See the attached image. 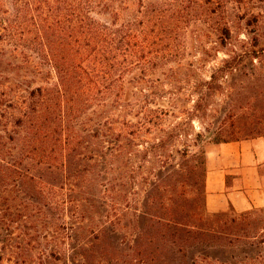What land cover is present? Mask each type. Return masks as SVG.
<instances>
[{
  "label": "trees",
  "instance_id": "16d2710c",
  "mask_svg": "<svg viewBox=\"0 0 264 264\" xmlns=\"http://www.w3.org/2000/svg\"><path fill=\"white\" fill-rule=\"evenodd\" d=\"M263 4L0 0V264H188L264 211H206L207 152L187 173L201 206L179 189L154 80L199 31L226 56L211 83L244 70Z\"/></svg>",
  "mask_w": 264,
  "mask_h": 264
},
{
  "label": "rangeland",
  "instance_id": "374dc122",
  "mask_svg": "<svg viewBox=\"0 0 264 264\" xmlns=\"http://www.w3.org/2000/svg\"><path fill=\"white\" fill-rule=\"evenodd\" d=\"M255 10L261 20L257 33L264 40V4ZM199 32L171 56L172 69H161L154 76L157 85L175 97L171 105L176 113L165 127L179 136L166 148L167 168L179 189L195 198L198 207L202 194L199 184L193 188L189 183L190 166L222 140L264 134V52L245 60L244 70L222 74L211 83L212 70L226 56L206 53L214 39ZM188 253V264H264V211H254L244 228L222 235L217 245L195 247Z\"/></svg>",
  "mask_w": 264,
  "mask_h": 264
},
{
  "label": "crops",
  "instance_id": "0c3cea01",
  "mask_svg": "<svg viewBox=\"0 0 264 264\" xmlns=\"http://www.w3.org/2000/svg\"><path fill=\"white\" fill-rule=\"evenodd\" d=\"M205 166L208 213L264 209V134L215 145L206 153Z\"/></svg>",
  "mask_w": 264,
  "mask_h": 264
}]
</instances>
